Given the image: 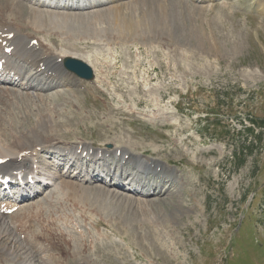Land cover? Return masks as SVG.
<instances>
[{
    "label": "rangeland",
    "instance_id": "obj_1",
    "mask_svg": "<svg viewBox=\"0 0 264 264\" xmlns=\"http://www.w3.org/2000/svg\"><path fill=\"white\" fill-rule=\"evenodd\" d=\"M155 1L164 2L168 10H182L183 18L172 22L169 17L161 39L151 35L149 41L108 40L96 47L85 43V51L94 53L97 90L93 79L72 86L76 103H54L55 114L48 104L29 102L21 94L0 98V117L13 119L7 130L0 118V134L6 130L10 137L29 128L42 107L46 123H60L58 137L64 143L75 146L82 138L109 142L106 146L114 148L125 142L145 158L167 161L179 176L189 175L193 183L185 187L191 192L183 191L179 201L171 202L164 191L176 186L167 182L158 197L132 194L125 190L127 175L117 180L116 159L110 155L98 161L111 166V174L104 172L96 184L85 186L118 194H107L106 200L89 195L93 207L78 201L84 206L69 208L74 200L60 196L55 184L38 177L25 190L33 197L24 199L21 208H32V230L57 225L68 244H58L60 254H31L21 241L24 233L14 235L11 225L7 227L9 218H2L1 243L5 232L14 242L0 264H45L53 255L65 260L71 246L84 251L77 248L82 252L77 259L85 264H264V0H149L153 8ZM51 33L48 38L57 43ZM21 82L25 80L0 85L11 90ZM67 118L70 125L62 123ZM250 120L261 125L252 133L245 129ZM5 144L0 135V148ZM49 157L42 156L45 162L36 164L45 177L59 175L76 184L84 180L66 161L54 165ZM128 167L124 169L130 171ZM83 171L91 173L85 165ZM112 182H124V187L109 185ZM125 196L131 199L124 202ZM66 206L73 210L77 227L58 219ZM85 207L97 211L88 213ZM10 223L17 225L12 219Z\"/></svg>",
    "mask_w": 264,
    "mask_h": 264
},
{
    "label": "bare ground",
    "instance_id": "obj_2",
    "mask_svg": "<svg viewBox=\"0 0 264 264\" xmlns=\"http://www.w3.org/2000/svg\"><path fill=\"white\" fill-rule=\"evenodd\" d=\"M131 1L134 2L133 5L130 4ZM147 1L149 4L148 9L146 8ZM188 1L192 3H212L215 0ZM155 2H157L156 7L153 8L149 0H0V62L3 63V69L0 71V84L8 83L14 78L18 80L20 77L23 78V81L25 80L16 89L10 90L4 87L5 85H0V98L9 99L6 96L11 95L10 97L14 98V95L21 94V97L27 98L29 102L35 99L38 103L48 104L49 111L53 112V114H55V110H53L54 103H58L60 100L66 103H76L78 97L77 93H75L76 91H73L72 86L75 87L76 84H81L82 81L63 68V59L67 56L74 57L87 63L93 69L96 67V63L93 62L94 53L89 50L85 51V43H90L96 47L100 42L107 41V44L111 40L137 42L139 40L144 41L147 38V41H149L151 35L160 37L161 39L162 34L168 30V25H170L168 18L170 17L172 22H174L176 19H182L184 13L182 10H174L173 7V10H168L164 2ZM235 2H238V0H235ZM176 4L178 6V3ZM50 32H52V39L54 38L53 36L57 38V43L48 38ZM11 33L12 37L10 38L8 35ZM33 40H36L35 44H33ZM6 48H10V53H5ZM57 50L59 51L57 52ZM23 75L24 77H22ZM7 78L11 79L7 80ZM92 82V87L94 86L93 88L97 90L98 86L94 85L96 83L95 79ZM89 88H91L90 85ZM30 91L32 93L36 92L37 94L34 96L30 95ZM69 91H72L71 94ZM47 92L51 93L45 96L42 94ZM60 97L63 99L58 100ZM34 105V107H37V104ZM62 106L61 108H63ZM44 116L45 112L40 107V110H37V119L34 124H30L31 126L29 128L27 127L23 131H18V134L10 135V137H8V133H5L6 130L0 134L6 141L4 148H0V153H5L4 155L0 154V158L4 161L0 164V177H10L11 184L9 188L12 190L15 187V193L20 192L19 200L25 199L28 196L25 189L29 186L30 182L28 181V177L31 174L33 176H39L40 179L47 178L51 184H55L59 195L61 194L65 198H72L74 202L69 205V208L84 206V204L79 202L83 203L87 201L89 204V195H92L93 199L100 198L106 200L108 193L101 190V187L95 186L89 190V187L85 186V184L98 181L101 178L99 174L102 172H105L107 176L111 174V170L107 169L109 168L108 165L105 162L101 163L98 161L100 158L108 155L116 159L114 167L117 168L120 175L123 173V166H129L131 171L124 172L127 175L125 182L129 183V186L125 190H130L132 194H140L144 197H158V194L167 186V182L176 186L174 187L175 190L170 191L166 187L164 191V193L167 192L172 196V199H170L171 202L179 201L183 191L187 194L189 193L190 187L186 188L185 186L193 183L192 178L189 175L183 174L179 176L177 172L167 165V161L164 164L158 158H147V156L145 158L139 152L131 151L129 148L130 145L128 146L127 143L125 144V142L120 141L114 148H108L106 146L109 142L95 144L82 138L80 139L82 141L77 140L79 142L75 146H73L72 142L70 144L64 143L58 137L60 135V123L51 120L46 123L48 119L44 118ZM1 119L3 126L7 130L13 126V119L9 117H2ZM62 123L71 124L69 118ZM74 137L76 138V136ZM64 141L69 142V139ZM43 153H46V155H43ZM48 155H51L52 158ZM120 155L121 157H119ZM42 156L49 157L51 159L50 163L54 162V165H59L61 162L66 161V166L74 167L73 169L78 174H81L84 180H79V184H76L61 180L59 175L45 177L42 173L43 168H39L40 170L35 172L33 170L34 167L36 169L35 164L45 162ZM85 160H88V164ZM92 161L94 163L89 165V162ZM83 165L91 168V174H86L83 171ZM58 179L61 182L57 184L56 180ZM117 180H119V177ZM82 183L84 185H81ZM119 184H121L122 188L124 187V182H112L109 185H114V187L119 188ZM22 185H24L23 188ZM131 186L137 187L133 190ZM139 187L144 190H141ZM0 190L4 192L0 197V211L2 212L0 213V219L9 218L7 227L11 225L10 232H14V235H17L16 231L21 226L24 238L20 240L24 242V247L31 254H40L42 252L60 254L58 244L62 242H64L62 245L65 243L68 244V236L57 225L51 226L50 221H47L49 224L41 227L39 230H32L34 227L31 226V222L28 220L30 211H33L32 208L30 206L21 208L18 203L19 200L11 199L9 192L5 190L2 184H0ZM109 192L114 195L118 194L113 191ZM128 199H131L130 196H125L124 202L125 200L128 201ZM66 200L68 201V199ZM45 201L49 204H47L48 206L52 204L51 201ZM180 202L183 203L184 201ZM179 204H177V208H179ZM90 205L93 207V204H89V207ZM15 206H18L15 212L9 215L4 214L7 209ZM98 207L94 206L97 210ZM54 209L56 208L54 207ZM85 210L88 213H95L97 211L94 210L92 212L87 207H85ZM72 211V209H68V206H66V210L58 219L67 226L77 227L78 224L76 225L77 222H75L76 220ZM86 211L84 214H86ZM35 214L37 215L39 213ZM91 216L93 215L91 214ZM10 219L12 221L14 220V223L17 224L15 227H12L14 224L10 223ZM54 221L56 223L57 218ZM28 226H30V231L27 228ZM73 229L72 227L71 230ZM3 231H5L4 228ZM69 233V236H71L72 233ZM1 235H4L6 240L4 244L0 241V257H4L10 254V245L14 242V237H11L6 232ZM77 248L69 247L65 260H61V256L53 255L51 261H47L45 264H85L77 259V255L82 254V252L78 251L80 248ZM83 248L85 249L86 247L83 246Z\"/></svg>",
    "mask_w": 264,
    "mask_h": 264
},
{
    "label": "water",
    "instance_id": "obj_3",
    "mask_svg": "<svg viewBox=\"0 0 264 264\" xmlns=\"http://www.w3.org/2000/svg\"><path fill=\"white\" fill-rule=\"evenodd\" d=\"M63 65L66 69L73 72L82 79L90 80L93 77V71L91 67L82 60L73 57H66L63 60Z\"/></svg>",
    "mask_w": 264,
    "mask_h": 264
},
{
    "label": "trees",
    "instance_id": "obj_4",
    "mask_svg": "<svg viewBox=\"0 0 264 264\" xmlns=\"http://www.w3.org/2000/svg\"><path fill=\"white\" fill-rule=\"evenodd\" d=\"M254 126L261 127V125H259V123L256 120H250V126L245 127V129H247L248 131L252 133L254 131Z\"/></svg>",
    "mask_w": 264,
    "mask_h": 264
}]
</instances>
